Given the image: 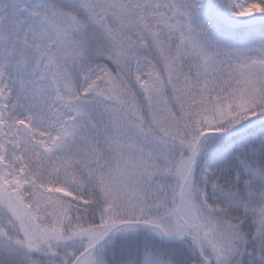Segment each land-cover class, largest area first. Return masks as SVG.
<instances>
[{"label": "snow or ice", "instance_id": "6c2138e0", "mask_svg": "<svg viewBox=\"0 0 264 264\" xmlns=\"http://www.w3.org/2000/svg\"><path fill=\"white\" fill-rule=\"evenodd\" d=\"M0 264H264V0H0Z\"/></svg>", "mask_w": 264, "mask_h": 264}, {"label": "rangeland", "instance_id": "374dc122", "mask_svg": "<svg viewBox=\"0 0 264 264\" xmlns=\"http://www.w3.org/2000/svg\"><path fill=\"white\" fill-rule=\"evenodd\" d=\"M249 3H259L261 0H248Z\"/></svg>", "mask_w": 264, "mask_h": 264}]
</instances>
